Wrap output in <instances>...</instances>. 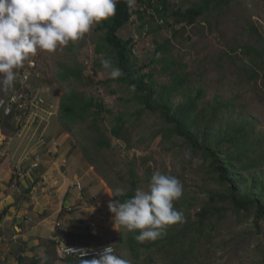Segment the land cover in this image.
<instances>
[{
	"label": "rangeland",
	"instance_id": "obj_1",
	"mask_svg": "<svg viewBox=\"0 0 264 264\" xmlns=\"http://www.w3.org/2000/svg\"><path fill=\"white\" fill-rule=\"evenodd\" d=\"M205 1L213 2L193 23L180 22L178 11ZM131 9L117 35L131 41L130 58L152 100L178 117L192 106L190 129L199 142L231 163L239 195L264 205V0H135ZM99 24L62 49L32 56L27 84L19 70L12 88L0 84V97L29 89L40 99L0 124V177L9 180L12 169L28 167L38 154L51 158L62 178L46 183L52 194L44 197L51 199L36 216L25 212L32 222L4 246L0 264H41L44 257L46 264H73L55 240L66 231L95 235L85 245H111L129 264H264V219L257 220L256 208H236L210 159L175 134L159 111L144 110L132 86L110 78L101 59L118 67L117 54ZM64 71L69 78H61ZM66 99L80 115L73 126L61 116ZM100 138L109 146H100ZM54 140L58 150L47 153ZM46 169L41 164L24 184L42 181ZM157 171L182 183L183 195L173 203L184 222L168 226L156 245L133 252L130 232L114 225L108 203L119 201L117 190H147ZM11 194L17 203L20 196ZM24 201L28 209L33 204ZM63 202L73 205L70 214ZM204 208L209 212L201 220ZM83 218L96 228L87 231ZM58 221L64 223L56 228Z\"/></svg>",
	"mask_w": 264,
	"mask_h": 264
},
{
	"label": "clouds",
	"instance_id": "obj_2",
	"mask_svg": "<svg viewBox=\"0 0 264 264\" xmlns=\"http://www.w3.org/2000/svg\"><path fill=\"white\" fill-rule=\"evenodd\" d=\"M118 3L119 0H0V76L3 77L0 84L5 89L12 88L18 70L32 56L38 52L53 53L70 42L80 40L94 25L114 16ZM126 3L132 8L135 0H126ZM101 66L112 79L123 75L122 69L114 66L110 59H101ZM38 98L35 96L33 100L31 97L28 105L38 104ZM54 142L57 143L56 147L49 151ZM59 144L58 140H54L47 153L57 151ZM116 195L123 193L117 190ZM182 195L183 185L178 178L157 171L152 174L147 190L137 188L134 195L123 203L110 201L108 209L113 214L114 225L129 232L139 230L135 236L137 242H154L163 237L168 226L184 222L183 213L176 210L173 203ZM67 205L72 207L70 212H67ZM62 206L66 214L73 211V205L68 202H63ZM83 220L87 229L85 221L88 220ZM63 237L67 239L65 235ZM69 249L83 253L82 256L88 254L86 251ZM98 256L81 259V264H129L128 260L114 254L111 245L103 247ZM46 260L47 257L42 258L41 264H46Z\"/></svg>",
	"mask_w": 264,
	"mask_h": 264
},
{
	"label": "trees",
	"instance_id": "obj_3",
	"mask_svg": "<svg viewBox=\"0 0 264 264\" xmlns=\"http://www.w3.org/2000/svg\"><path fill=\"white\" fill-rule=\"evenodd\" d=\"M223 0H216V2H222ZM208 1H205L202 5L199 7H191L186 9L185 11H178V15L180 16V22H186V23H193L195 19L201 15L205 10L210 8V3ZM132 17V9L128 7L126 0H119V3L116 6V13L114 16L108 18L105 21L100 22L99 28L106 30V37L105 41L109 46L115 49L117 54V65L120 69L123 71V75L119 78H116L115 80L121 83L128 84L132 86L135 91L140 93L142 95L141 101L144 107V110H150V111H159L161 115L163 116L165 122L171 126H173L172 131L183 137L193 148L196 150H200L204 156L208 157L210 159V167L213 171H215L222 181L228 183L230 185L229 187V195L230 199L235 205L236 208L243 210V211H249L252 208L257 209L258 218L257 220L264 219V205L261 203L260 199L258 198H248L245 196H241L238 194L237 191V183H235L231 171H232V165L226 159L220 155L216 149L209 148L205 146L204 144H201L198 140L197 135H195L191 131V125H190V117L189 112L192 109V106H190V109L186 110V112L182 113L179 117L172 114L170 112L169 107L164 105H157L152 100L153 91L149 85H145L143 82V76L141 75V68L133 66V61L130 58V52H131V41L130 40H124L123 38L119 37L117 35V31L122 28L124 25H126ZM69 71H64L61 73V78L67 79L69 78ZM61 115L68 123V126H73L77 123V120L80 118V115L78 111L76 110V107L74 104L69 101L65 100L61 104ZM120 127H116L113 130V135L118 134ZM98 144L102 147H108L109 146V140L107 138H100L98 139ZM134 195L133 191H128L125 194L121 195L119 197V201L123 203L126 199L131 198ZM209 212L208 208H204L202 211H200L199 218L201 220L205 219L207 214ZM139 234V230L136 232H130V235L128 236V245L133 252H138L141 249H147L152 247L153 245H156L157 241H150L149 243H139L135 239V236ZM67 238L69 237L71 240H73L75 243L79 244H87V242L90 239H97V237L90 233H72L70 231H66L64 234ZM69 262H72L73 264H81V260L74 258V257H66Z\"/></svg>",
	"mask_w": 264,
	"mask_h": 264
},
{
	"label": "built area",
	"instance_id": "obj_4",
	"mask_svg": "<svg viewBox=\"0 0 264 264\" xmlns=\"http://www.w3.org/2000/svg\"><path fill=\"white\" fill-rule=\"evenodd\" d=\"M32 66H34L33 61H26V65H24L22 69H19V76L21 77L22 83L27 84V80L29 78L28 68H31ZM31 97L33 96L30 93L29 89H27L25 93H21L19 95L14 93L8 96L0 97V124L7 121V119L12 117L14 113L26 109L28 103L25 102L32 101ZM33 100H35V97L33 98ZM39 100L40 99L38 98L37 101ZM56 145L57 143L54 142L52 144V148H49V151L55 148ZM41 160V156H39L38 154H34V159L28 167L22 166L12 169L9 180L0 177V184L1 186H3L4 190L0 194V255L3 254L4 246H7L8 244L18 240L24 234L25 227H29L32 222L31 216L26 213L20 214L19 207L21 205L18 202L14 204L16 197L15 195L11 194V192L13 191L14 193H17L22 201L25 197H27V199L31 203L38 201L42 194H52L50 189L47 188V180L45 179V177H43V180L39 182H35L37 179L30 181L32 184L28 182L27 184H25L24 189H20L19 187L21 182L25 183L28 181V177L32 172L37 171L40 168ZM9 209H11L13 213H11ZM66 209L67 212H70L72 210V207L67 205ZM62 223L63 222L58 221L55 227L59 228ZM85 225L87 226V230L89 231H92L96 228V224L94 222L85 221ZM55 240L58 244V249L61 257H74L79 260L99 258L98 253L102 250L103 247L108 246L105 245L98 248H91L82 244L70 243L65 237H57L55 238ZM69 248L86 251L88 254L82 256L83 253L72 252Z\"/></svg>",
	"mask_w": 264,
	"mask_h": 264
},
{
	"label": "crops",
	"instance_id": "obj_5",
	"mask_svg": "<svg viewBox=\"0 0 264 264\" xmlns=\"http://www.w3.org/2000/svg\"><path fill=\"white\" fill-rule=\"evenodd\" d=\"M43 159H45V155L43 156ZM51 159V158H50ZM43 160L42 164L43 166H46V170L43 173V176L45 177V179L47 180V182L51 185L53 183L59 184L62 181V178H60V176H58V173L61 172V170H59L58 168H56L54 166V163L51 164V160ZM51 162V163H50ZM56 163V162H55ZM57 164V163H56ZM36 173V172H35ZM66 178V177H65ZM66 180V179H65ZM66 182V181H65ZM65 184V183H64ZM25 188V184L23 183V189ZM17 194V193H16ZM17 195H15L16 197ZM44 196L47 195H41L39 198V201L36 202H32L33 204L30 206V208H26V205L24 203H26V201H22L21 199L18 200V203L21 205L20 207V214H25V212H30L31 214L33 213L35 216L38 214L37 212L41 211L42 206H44V201L47 200L49 201V198H45ZM49 199V200H48ZM22 203V204H21ZM46 206V205H45ZM47 217L43 218V220H45ZM84 219V218H83ZM42 220V221H43ZM44 222V221H43Z\"/></svg>",
	"mask_w": 264,
	"mask_h": 264
}]
</instances>
